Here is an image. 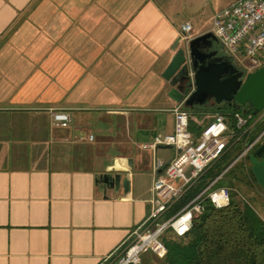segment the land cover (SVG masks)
Here are the masks:
<instances>
[{
  "label": "crops",
  "instance_id": "obj_1",
  "mask_svg": "<svg viewBox=\"0 0 264 264\" xmlns=\"http://www.w3.org/2000/svg\"><path fill=\"white\" fill-rule=\"evenodd\" d=\"M190 6L0 0V264H101L146 218L153 164L175 155L143 147L173 130L161 74L183 22L193 37L211 28ZM115 173L126 193L99 180Z\"/></svg>",
  "mask_w": 264,
  "mask_h": 264
},
{
  "label": "built area",
  "instance_id": "obj_2",
  "mask_svg": "<svg viewBox=\"0 0 264 264\" xmlns=\"http://www.w3.org/2000/svg\"><path fill=\"white\" fill-rule=\"evenodd\" d=\"M180 31L185 43L193 37L192 26L188 21L180 25ZM209 31L217 38L223 55L228 59H234L239 53L244 54L247 59L243 64L246 68L242 69L244 74L264 67V0H234L227 8L214 14ZM188 76L189 84L184 99L171 109L174 119L172 132L157 134L151 143L143 145L152 150L159 145L175 149V155L169 162L155 161L153 164L149 212L130 231L117 253L104 258L101 264H139L144 251H151L162 258L166 253L162 238L165 233L175 238L184 237L189 232L194 217L203 212L205 201H209L217 209L229 204L230 189L220 185L219 180L232 162L219 175L208 179L198 193L175 209L205 171L225 153L230 139L235 137V140H239L257 122H252L253 113L235 112L234 129L230 127L225 115L217 113L194 136L189 129L190 113L183 103L195 89L193 72L190 71ZM47 111L52 120L61 126H68L71 121L69 111L54 108H47ZM263 137L264 129L243 148V155L253 150ZM89 139H93V135H89ZM188 169L189 175L186 176Z\"/></svg>",
  "mask_w": 264,
  "mask_h": 264
},
{
  "label": "trees",
  "instance_id": "obj_3",
  "mask_svg": "<svg viewBox=\"0 0 264 264\" xmlns=\"http://www.w3.org/2000/svg\"><path fill=\"white\" fill-rule=\"evenodd\" d=\"M207 104L185 107L189 113V129L197 136L203 125H198L192 115L198 110H204ZM226 108L223 112L220 108ZM213 111L225 114L230 127L235 129L234 113H252L249 104L238 105L222 102L214 103ZM205 113H200L199 116ZM264 129V120L257 122L252 130L245 131L239 140L232 137L225 153L217 159L187 192L185 197L175 206H182L188 199L198 193L208 179L219 175L242 152L243 148ZM236 152V153H235ZM234 154V155H233ZM245 158L249 161V156ZM251 178L256 181L250 166L237 161L221 176L220 185L228 186L230 190L229 204L223 208H215L205 201L204 210L194 217L189 232L182 238L163 239L166 247L165 256L160 264H264V220L247 203H240L235 198L234 183L241 178ZM235 180V181H234ZM147 264V262H141Z\"/></svg>",
  "mask_w": 264,
  "mask_h": 264
},
{
  "label": "water",
  "instance_id": "obj_4",
  "mask_svg": "<svg viewBox=\"0 0 264 264\" xmlns=\"http://www.w3.org/2000/svg\"><path fill=\"white\" fill-rule=\"evenodd\" d=\"M212 42L218 43V40L211 31H207L192 37L184 43V47L183 45L177 47L161 74L170 86L169 97L175 102L184 99L189 84L188 75L192 71L195 89L185 98L183 102L185 107L204 105L210 100L216 104L235 102L238 105L249 104L252 113L257 114L264 108V67L244 74L230 59L223 55L217 56V50L209 52L203 50L209 48ZM244 152L245 150L230 165ZM248 156L256 182L264 189V160L257 159L264 156V141ZM185 174L189 175V169ZM102 176L104 178L102 182L109 188L117 190L121 185L124 193L128 191L127 177H123L120 184V173Z\"/></svg>",
  "mask_w": 264,
  "mask_h": 264
},
{
  "label": "rangeland",
  "instance_id": "obj_5",
  "mask_svg": "<svg viewBox=\"0 0 264 264\" xmlns=\"http://www.w3.org/2000/svg\"><path fill=\"white\" fill-rule=\"evenodd\" d=\"M182 1L184 2L185 0H182ZM190 1H191V6L189 7L190 9L188 8V10L189 11L191 10V12H193L195 20L199 24L202 23L206 27L210 28L212 27V18L214 14L227 8L234 0H190ZM209 30H211V28ZM184 46L185 45L183 44V47ZM217 51L219 54H224L220 45L217 47ZM231 61L236 67L240 68L241 70L242 69L246 70V68L243 67V64L246 63L247 59L243 53L237 54V57H235L234 59L231 58ZM206 104L207 105L203 111L198 110L194 112L192 115V118H194L195 122L198 125L204 126L205 124L204 122L208 121L211 118V116L215 113V111H213L214 108L208 107V106H214L213 101L210 100ZM220 110L225 112L226 108L221 106ZM200 113H205V114L199 116ZM160 114H167V113L162 112ZM263 114H264V108L261 111H259L257 114H254L252 116V122L253 123L256 121L262 122L264 120ZM263 140H264V137L261 140V142ZM250 152H247L245 155L240 157L237 160V163L242 161L245 163L247 167L250 166V162H248V160L245 158V156L248 155ZM238 176L241 178V180L240 181L234 180L235 181L234 183H236L234 184V188H233L236 194L235 198L240 203L244 202L250 205L256 211V213L264 220V189L260 187L259 184L255 180L251 179L250 177L248 179L243 178L242 175L239 173H238ZM162 238L166 240V239H171L173 237L170 234L165 233L162 236ZM162 258L156 256L151 251H144L140 256L139 264L143 262V259H144V262H147V264H160L162 261Z\"/></svg>",
  "mask_w": 264,
  "mask_h": 264
},
{
  "label": "flooded vegetation",
  "instance_id": "obj_6",
  "mask_svg": "<svg viewBox=\"0 0 264 264\" xmlns=\"http://www.w3.org/2000/svg\"><path fill=\"white\" fill-rule=\"evenodd\" d=\"M219 46V43H216V42H212V45L209 47V48H203V50L205 51V52H209V51H212V50H217V47ZM217 56H222L223 54H219L218 53V51H217V54H216ZM238 68V67H237ZM239 69V68H238ZM240 70V69H239ZM263 142V141H262ZM262 142H260L253 150H255ZM252 150V151H253ZM251 151V152H252ZM250 152V153H251ZM259 161H261V160H264V156H262V157H258L257 158ZM250 161V160H249ZM109 178V177H108ZM103 176L102 177H100V181L102 182L103 181ZM103 183V182H102ZM104 184V183H103ZM105 185V184H104ZM260 186V185H259ZM261 187V186H260Z\"/></svg>",
  "mask_w": 264,
  "mask_h": 264
}]
</instances>
